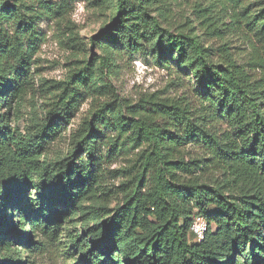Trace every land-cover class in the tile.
<instances>
[{"label":"trees","instance_id":"16d2710c","mask_svg":"<svg viewBox=\"0 0 264 264\" xmlns=\"http://www.w3.org/2000/svg\"><path fill=\"white\" fill-rule=\"evenodd\" d=\"M112 5L111 20L90 37L101 55L78 60L83 64L58 82L43 115L21 132L8 115L19 112L40 41L37 22L61 5L0 3V264H35L33 253L51 247H60L66 264H264V0L196 1L200 33L187 20L176 22L168 0ZM226 30L240 32L249 59L238 61L227 43L204 41ZM119 51L187 70L200 107L158 93L134 104L118 98L109 79ZM85 90L109 99L70 131L63 156L41 162ZM217 120L227 123L220 134L210 126ZM191 144L202 152L187 151ZM129 148L140 150L135 174L120 185L123 204L95 231L69 228L81 203L98 197L103 164ZM196 215L207 222L200 241L191 231Z\"/></svg>","mask_w":264,"mask_h":264},{"label":"rangeland","instance_id":"374dc122","mask_svg":"<svg viewBox=\"0 0 264 264\" xmlns=\"http://www.w3.org/2000/svg\"><path fill=\"white\" fill-rule=\"evenodd\" d=\"M61 5L58 13L49 12L47 16L38 20L40 31L38 50L32 56L29 77L19 106V112L8 115L10 127L18 128L21 132L30 130L35 119L43 115V109L49 101L51 93L58 90V82L65 80L67 75L79 68L78 60L90 59L101 55L98 48L91 45L90 37L104 28L111 20L114 8L112 0H53ZM170 1L171 14L176 22L189 21L200 33L204 23L200 20L201 13L194 6L196 1L202 5L210 0H168ZM81 3L84 7L81 8ZM203 7V6H201ZM5 28L12 26L5 23ZM204 41L214 47L227 43L230 53L238 56V61L244 62L251 57V50L246 45L239 31H224L221 37L204 34ZM115 65L112 67L114 74L109 79L114 95L127 99L134 104L138 99L151 93H158L161 97H184L189 105L199 108L200 99L196 95V82L184 68L172 64L169 67H160L149 55L141 53L129 54L119 51L114 55ZM100 98V99H99ZM97 95L85 90L77 106L74 116L66 124L62 134L50 144L43 152L41 162L54 164L58 157L64 155L67 149L68 135L75 129L89 109L94 108L99 101L109 99L107 95ZM124 110V109H123ZM1 109L0 113H4ZM217 133L227 128L225 120H217L210 124ZM107 135H114L108 132ZM192 154L201 153L198 145H187L185 148ZM140 148L123 150L120 154L103 164L104 176L98 197L83 201L75 211L71 229L80 233L85 228L95 231L98 222L110 217L118 206L123 204V193L120 189L122 182L132 179L137 170L136 153ZM101 152H105L102 145ZM211 174L219 176L218 171ZM210 178V177H209ZM35 183L39 182L38 175L33 176ZM28 192L36 195L33 186ZM9 224H14L13 232H20L16 218L7 217ZM9 233L4 236L8 237ZM60 247L43 249L33 253L35 264H66L65 257L60 254Z\"/></svg>","mask_w":264,"mask_h":264},{"label":"built area","instance_id":"2783aa9c","mask_svg":"<svg viewBox=\"0 0 264 264\" xmlns=\"http://www.w3.org/2000/svg\"><path fill=\"white\" fill-rule=\"evenodd\" d=\"M207 222L202 215H196L191 224V231L196 241H200L206 231Z\"/></svg>","mask_w":264,"mask_h":264},{"label":"clouds","instance_id":"9594fccd","mask_svg":"<svg viewBox=\"0 0 264 264\" xmlns=\"http://www.w3.org/2000/svg\"><path fill=\"white\" fill-rule=\"evenodd\" d=\"M3 2V0H0V3H2ZM81 8H83L84 7V5H83V3H81Z\"/></svg>","mask_w":264,"mask_h":264}]
</instances>
